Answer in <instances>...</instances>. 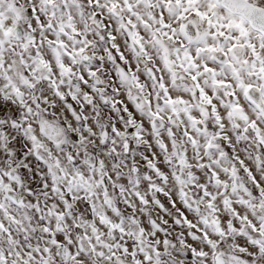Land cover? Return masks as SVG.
<instances>
[{"label":"snow or ice","instance_id":"6c2138e0","mask_svg":"<svg viewBox=\"0 0 264 264\" xmlns=\"http://www.w3.org/2000/svg\"><path fill=\"white\" fill-rule=\"evenodd\" d=\"M0 264H264V0H0Z\"/></svg>","mask_w":264,"mask_h":264}]
</instances>
